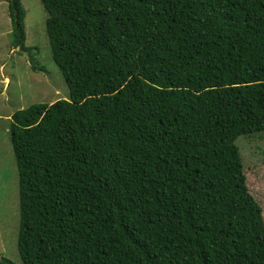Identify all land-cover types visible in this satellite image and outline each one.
Instances as JSON below:
<instances>
[{
	"label": "trees",
	"instance_id": "1",
	"mask_svg": "<svg viewBox=\"0 0 264 264\" xmlns=\"http://www.w3.org/2000/svg\"><path fill=\"white\" fill-rule=\"evenodd\" d=\"M40 1L69 94L10 120L22 264H264V0Z\"/></svg>",
	"mask_w": 264,
	"mask_h": 264
},
{
	"label": "rangeland",
	"instance_id": "2",
	"mask_svg": "<svg viewBox=\"0 0 264 264\" xmlns=\"http://www.w3.org/2000/svg\"><path fill=\"white\" fill-rule=\"evenodd\" d=\"M26 12L27 52L12 38L9 1L0 0V256L22 264L18 247L20 225L19 177L10 139L12 115L36 104L67 99L69 89L54 63L46 36V11L40 0H22ZM32 64L43 69L33 70ZM9 79V80H7ZM244 164L249 193L260 205L264 220V133L236 141Z\"/></svg>",
	"mask_w": 264,
	"mask_h": 264
},
{
	"label": "crops",
	"instance_id": "3",
	"mask_svg": "<svg viewBox=\"0 0 264 264\" xmlns=\"http://www.w3.org/2000/svg\"><path fill=\"white\" fill-rule=\"evenodd\" d=\"M7 80H9V79H7Z\"/></svg>",
	"mask_w": 264,
	"mask_h": 264
}]
</instances>
